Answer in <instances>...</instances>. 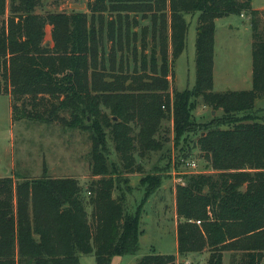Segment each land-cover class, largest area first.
Masks as SVG:
<instances>
[{
    "label": "trees",
    "instance_id": "trees-1",
    "mask_svg": "<svg viewBox=\"0 0 264 264\" xmlns=\"http://www.w3.org/2000/svg\"><path fill=\"white\" fill-rule=\"evenodd\" d=\"M41 1L0 0V93L10 94L14 119H59L87 131L96 178L85 195L72 176H0V264H79V255L90 252L96 264H110L114 255L136 254L143 204L172 167L166 138L157 137L170 116L177 139L200 131L196 143L212 168L176 185L177 252L207 251L204 264H222L229 251L231 264H263L264 119L254 105L264 97V8H254L251 0H92L89 15L78 9L36 12ZM106 10L116 16L106 25L101 16L95 21V13ZM148 11L152 40L147 54L148 28L142 27L140 70H124L122 55L116 68L115 48L132 43L136 53L137 33L122 12ZM195 12V81L170 90L169 39L173 59L186 45L185 15ZM230 13L249 17L251 86L217 91L215 18ZM46 25L51 42L45 41ZM105 30L111 41L108 68ZM199 98L221 114L198 122L192 108ZM64 111L69 117L61 115ZM158 150L152 177L140 182L145 195L133 207L124 174L134 170L136 157ZM175 259L172 253L152 252L136 264H175Z\"/></svg>",
    "mask_w": 264,
    "mask_h": 264
},
{
    "label": "rangeland",
    "instance_id": "rangeland-1",
    "mask_svg": "<svg viewBox=\"0 0 264 264\" xmlns=\"http://www.w3.org/2000/svg\"><path fill=\"white\" fill-rule=\"evenodd\" d=\"M92 0H42L35 11L47 13L50 11H66L78 9L91 12L87 2ZM78 3V7L73 4ZM254 7L264 5V0H251ZM8 4V0H7ZM83 4V5H82ZM166 14L169 15L167 9ZM123 17L128 15L130 29L136 31V53L132 49V43H124L123 49L115 48V67L119 65V57L122 55L124 70L132 72L134 67L140 70L141 28L147 27L145 53L150 52L152 40L153 17L151 12H122ZM101 16V17H100ZM116 12L109 10L95 13L103 18L104 25L110 18H114ZM198 12L187 13L185 19L188 22L186 45L184 50L176 57H171L172 46L169 39L168 67L170 90L176 87L182 90L192 86L196 76V25ZM136 20V24L133 22ZM247 14L230 13L217 19V33L215 44L216 83L214 90L221 91L224 88L223 81L228 85L249 88V82L243 83L249 68L252 66V28ZM126 21L124 20L123 23ZM98 24V22H96ZM160 25V14L156 13V31ZM45 41H50V25H46ZM106 30L103 38V50L105 65L109 67V51L111 41L106 38ZM169 35V30H168ZM108 71H111L108 69ZM221 71H223L221 73ZM223 76L225 79H223ZM247 86V87H246ZM12 98L9 93H0V176L22 174L27 176H41L46 174L52 177L72 176L81 185L85 195H89L87 187L96 178L91 173L89 150L91 140L88 132L79 128L71 129L61 120L45 122L41 120L18 117L14 119L12 112ZM29 107V106H28ZM41 110L43 106L39 107ZM254 111L264 119V97L257 98ZM193 118L198 122L208 121L211 117L221 114V109H213L205 105L200 98L194 101L192 108ZM64 117H69L67 111L61 112ZM115 119V117H113ZM200 131L190 134L186 138L177 139L173 132L172 117L163 120L158 134L165 137L166 158L171 157V171L165 174L163 186L161 184L152 191L153 195L144 198L139 219V251L136 254L114 255L110 264H136L137 259L144 254L172 253L177 251V232L175 210V188L183 184L185 176L192 173L210 172L212 170L208 159L197 145V137ZM202 134L204 132H201ZM161 151L150 152L143 158L136 157L130 173L124 174L128 178L129 192L127 201L129 205L139 201L143 197L142 179L148 178L154 173L152 166ZM113 156V154H112ZM194 160L195 166H190L187 161ZM139 165V169L136 168ZM152 177V176H151ZM152 180V179H151ZM156 181L153 183V187ZM151 190V189H150ZM116 195V191L113 192ZM131 207V206H130ZM90 211V207L88 208ZM207 252V251H205ZM205 252L176 255L175 264H204ZM201 255V256H199ZM208 257V256H207ZM207 260V259H206ZM79 264H96L93 252L79 255ZM223 264H231V256L223 259Z\"/></svg>",
    "mask_w": 264,
    "mask_h": 264
},
{
    "label": "crops",
    "instance_id": "crops-1",
    "mask_svg": "<svg viewBox=\"0 0 264 264\" xmlns=\"http://www.w3.org/2000/svg\"><path fill=\"white\" fill-rule=\"evenodd\" d=\"M253 6V5H252ZM254 7V6H253ZM254 8H264V5H261V6H257V7H254ZM217 19H218V17L217 18H215V32H214V56H213V89H214V86H215V83H216V62H215V44H216V33H217ZM223 71H221V73H222ZM251 72H252V66L249 68V70H248V72H247V77L246 78H244L243 80H244V82L243 83H248L249 82V88H250V86H251ZM223 79H225L223 76H221ZM223 83H224V88L222 89V90H224V89H243V88H240V86H233L232 84L231 85H228V83H231V82H229V81H227V80H225V81H223ZM247 87V86H246ZM244 89H246V88H244ZM161 186H163V183L161 184ZM153 195V193L150 195V197ZM149 200V199H148ZM147 200V201H148ZM175 212V215H176V217H177V214H176V210L174 211ZM177 220H178V218L176 219V224H177ZM177 226V225H176ZM177 247V246H176ZM202 252H205V251H202ZM202 252H198V253H202ZM193 253H197V252H191L190 254H193ZM178 253H177V251H176V255H177ZM205 258L203 257V259H205L202 263H204V262H206V259H207V256H208V252H205ZM227 255H230L231 256V253L229 252V251H225L224 253H223V259L227 256ZM199 256H201V255H199ZM262 262H263V264H264V252H263V257H262ZM222 264H223V262H222Z\"/></svg>",
    "mask_w": 264,
    "mask_h": 264
},
{
    "label": "built area",
    "instance_id": "built-area-1",
    "mask_svg": "<svg viewBox=\"0 0 264 264\" xmlns=\"http://www.w3.org/2000/svg\"><path fill=\"white\" fill-rule=\"evenodd\" d=\"M187 163L190 165V166H195L196 162L194 160H188ZM197 223H200V220H196Z\"/></svg>",
    "mask_w": 264,
    "mask_h": 264
},
{
    "label": "water",
    "instance_id": "water-1",
    "mask_svg": "<svg viewBox=\"0 0 264 264\" xmlns=\"http://www.w3.org/2000/svg\"><path fill=\"white\" fill-rule=\"evenodd\" d=\"M83 5V4H82ZM73 6L75 7H78V3H74ZM48 44V43H47Z\"/></svg>",
    "mask_w": 264,
    "mask_h": 264
}]
</instances>
